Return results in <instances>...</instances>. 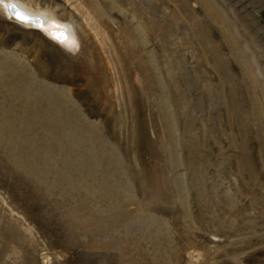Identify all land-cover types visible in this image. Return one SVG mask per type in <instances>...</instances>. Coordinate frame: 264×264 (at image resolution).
Here are the masks:
<instances>
[{
	"label": "rangeland",
	"instance_id": "obj_1",
	"mask_svg": "<svg viewBox=\"0 0 264 264\" xmlns=\"http://www.w3.org/2000/svg\"><path fill=\"white\" fill-rule=\"evenodd\" d=\"M7 2L0 264H264V0Z\"/></svg>",
	"mask_w": 264,
	"mask_h": 264
},
{
	"label": "bare ground",
	"instance_id": "obj_2",
	"mask_svg": "<svg viewBox=\"0 0 264 264\" xmlns=\"http://www.w3.org/2000/svg\"><path fill=\"white\" fill-rule=\"evenodd\" d=\"M9 4H12L15 6V9L17 12H19L24 18L25 21H29V22H35L37 24H34V25H31V26H34V28H40V26H42L43 24V18L41 16H39V14H35L33 13L31 10L27 9V8H24L23 6H21L20 4L18 3H14V2H7V3H4V7L6 8L7 10V13L8 15L12 18L14 17L16 20L20 21L19 19H17L12 11L11 8L8 7ZM5 10V11H6ZM21 22V21H20ZM24 24H28L29 23H24ZM36 25V26H35ZM63 28H59V29H52L50 30L51 33H54V36H55V40L56 41H62L63 38L65 37L66 38V33L62 31Z\"/></svg>",
	"mask_w": 264,
	"mask_h": 264
},
{
	"label": "snow or ice",
	"instance_id": "obj_3",
	"mask_svg": "<svg viewBox=\"0 0 264 264\" xmlns=\"http://www.w3.org/2000/svg\"><path fill=\"white\" fill-rule=\"evenodd\" d=\"M3 4H4V0H0V5H3ZM8 7L12 9V11H13V13L17 19H19L21 22H23L25 20V18L19 12L16 11L14 5L9 4Z\"/></svg>",
	"mask_w": 264,
	"mask_h": 264
}]
</instances>
